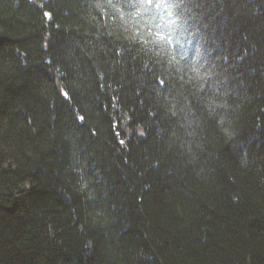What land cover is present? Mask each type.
Returning a JSON list of instances; mask_svg holds the SVG:
<instances>
[{"label": "trees", "instance_id": "16d2710c", "mask_svg": "<svg viewBox=\"0 0 264 264\" xmlns=\"http://www.w3.org/2000/svg\"><path fill=\"white\" fill-rule=\"evenodd\" d=\"M148 8L0 0V264H264V0Z\"/></svg>", "mask_w": 264, "mask_h": 264}, {"label": "snow or ice", "instance_id": "6c2138e0", "mask_svg": "<svg viewBox=\"0 0 264 264\" xmlns=\"http://www.w3.org/2000/svg\"><path fill=\"white\" fill-rule=\"evenodd\" d=\"M117 2L121 5L122 8L134 9L136 14H139L141 10L144 11L147 15H152L153 10L149 9L148 6L153 5L154 0H117ZM162 5L160 3L155 4V8H160ZM45 15H49V13H45ZM157 38L160 40L165 39L163 35L157 34ZM163 84V81H160ZM67 96V93H64ZM83 119V117H81ZM123 143V141H121Z\"/></svg>", "mask_w": 264, "mask_h": 264}]
</instances>
